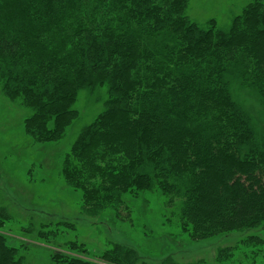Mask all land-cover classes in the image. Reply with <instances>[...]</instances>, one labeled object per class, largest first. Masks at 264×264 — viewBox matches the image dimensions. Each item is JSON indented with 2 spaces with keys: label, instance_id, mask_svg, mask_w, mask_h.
I'll list each match as a JSON object with an SVG mask.
<instances>
[{
  "label": "trees",
  "instance_id": "obj_1",
  "mask_svg": "<svg viewBox=\"0 0 264 264\" xmlns=\"http://www.w3.org/2000/svg\"><path fill=\"white\" fill-rule=\"evenodd\" d=\"M188 9L189 0H0V89L30 110L23 128L34 143L66 136L81 94L100 100L69 134L59 172L84 215L124 218L129 202L156 193L166 221L192 240L260 231L264 0L249 1L226 27L199 23ZM9 219L0 206V264H28L1 231ZM244 242L249 255L223 248L217 264L257 254L264 262V241ZM61 246L43 264H148L122 243L97 257L76 242Z\"/></svg>",
  "mask_w": 264,
  "mask_h": 264
},
{
  "label": "rangeland",
  "instance_id": "obj_2",
  "mask_svg": "<svg viewBox=\"0 0 264 264\" xmlns=\"http://www.w3.org/2000/svg\"><path fill=\"white\" fill-rule=\"evenodd\" d=\"M249 1L189 0L188 12L199 23L214 18L226 27ZM76 106L79 119L62 140L34 143L23 128L30 110L11 102L0 89V206L10 215L1 231L7 244L27 256L28 264L47 262L63 242L81 244L90 257H97L113 243H122L135 248L148 264H159L166 256L178 263L202 259L205 264H217L216 252L223 248H233L235 259L249 255L254 247L244 242L247 236L264 241V229L192 240L175 221H166L163 198L156 193L142 196L145 202L141 197L129 202V215L124 218L112 210L95 217L84 215L79 194L65 185L59 172L71 144L69 134L89 123L102 105L100 100L89 102L81 94ZM58 220L66 223L57 224ZM253 259L255 264L264 263L260 254ZM253 259L248 257L241 263L251 264Z\"/></svg>",
  "mask_w": 264,
  "mask_h": 264
}]
</instances>
